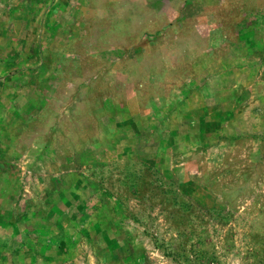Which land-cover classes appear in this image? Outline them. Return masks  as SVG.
Listing matches in <instances>:
<instances>
[{
    "label": "rangeland",
    "instance_id": "obj_1",
    "mask_svg": "<svg viewBox=\"0 0 264 264\" xmlns=\"http://www.w3.org/2000/svg\"><path fill=\"white\" fill-rule=\"evenodd\" d=\"M0 264H264V0H0Z\"/></svg>",
    "mask_w": 264,
    "mask_h": 264
}]
</instances>
